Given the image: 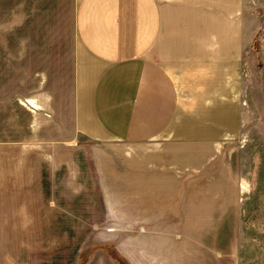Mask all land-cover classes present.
Returning <instances> with one entry per match:
<instances>
[{
  "label": "crops",
  "instance_id": "crops-1",
  "mask_svg": "<svg viewBox=\"0 0 264 264\" xmlns=\"http://www.w3.org/2000/svg\"><path fill=\"white\" fill-rule=\"evenodd\" d=\"M252 1L0 0V216L28 189L12 185L82 176L83 142L102 183L183 191L208 174L247 115ZM176 206L147 221L197 212Z\"/></svg>",
  "mask_w": 264,
  "mask_h": 264
},
{
  "label": "rangeland",
  "instance_id": "rangeland-1",
  "mask_svg": "<svg viewBox=\"0 0 264 264\" xmlns=\"http://www.w3.org/2000/svg\"><path fill=\"white\" fill-rule=\"evenodd\" d=\"M251 6L261 21L248 64L247 115L209 173L183 181V191L131 189L138 183L110 174L102 183L86 158L92 144L83 142V158L74 160L83 175H72L71 185L61 175L52 189L8 190L0 264H264V0ZM179 200L197 212L147 221L160 218L153 210L179 208Z\"/></svg>",
  "mask_w": 264,
  "mask_h": 264
}]
</instances>
